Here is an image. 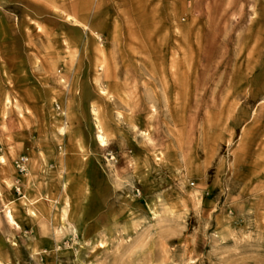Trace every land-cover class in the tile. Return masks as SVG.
<instances>
[{"label": "rangeland", "instance_id": "obj_1", "mask_svg": "<svg viewBox=\"0 0 264 264\" xmlns=\"http://www.w3.org/2000/svg\"><path fill=\"white\" fill-rule=\"evenodd\" d=\"M0 264H264V0H0Z\"/></svg>", "mask_w": 264, "mask_h": 264}, {"label": "bare ground", "instance_id": "obj_2", "mask_svg": "<svg viewBox=\"0 0 264 264\" xmlns=\"http://www.w3.org/2000/svg\"><path fill=\"white\" fill-rule=\"evenodd\" d=\"M99 141L101 142V144H103V137H102V136L99 137ZM1 160H2V159H1ZM3 162H4V161H2V163H3ZM5 217H6L7 222H8L10 225H16L15 222H14V220H13V216H12V214H11L10 211H6V212H5Z\"/></svg>", "mask_w": 264, "mask_h": 264}, {"label": "built area", "instance_id": "obj_3", "mask_svg": "<svg viewBox=\"0 0 264 264\" xmlns=\"http://www.w3.org/2000/svg\"><path fill=\"white\" fill-rule=\"evenodd\" d=\"M26 163V159H20L17 163V169L22 172L24 170V165Z\"/></svg>", "mask_w": 264, "mask_h": 264}, {"label": "crops", "instance_id": "obj_4", "mask_svg": "<svg viewBox=\"0 0 264 264\" xmlns=\"http://www.w3.org/2000/svg\"><path fill=\"white\" fill-rule=\"evenodd\" d=\"M6 207V206H5ZM5 210V209H4ZM6 211H10L11 212V214H12V216H13V213H12V211L11 210H6ZM5 211V212H6ZM13 220H14V222H15V224L16 225H13L15 228H17V229H19L20 228V226H21V224H20V222L19 221H17L15 218H14V216H13ZM5 222L7 223V224H9L8 222H7V220H6V217H5ZM10 225V224H9Z\"/></svg>", "mask_w": 264, "mask_h": 264}]
</instances>
